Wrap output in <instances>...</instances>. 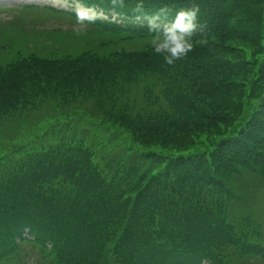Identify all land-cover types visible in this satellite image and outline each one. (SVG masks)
Returning <instances> with one entry per match:
<instances>
[{
  "label": "trees",
  "instance_id": "1",
  "mask_svg": "<svg viewBox=\"0 0 264 264\" xmlns=\"http://www.w3.org/2000/svg\"><path fill=\"white\" fill-rule=\"evenodd\" d=\"M76 4L97 16L80 24L117 43L61 56L34 45L0 66V128L20 113L48 124L0 154V264L24 248L42 264L264 258L235 232L264 185V0ZM193 7L192 50L168 65L149 21Z\"/></svg>",
  "mask_w": 264,
  "mask_h": 264
},
{
  "label": "rangeland",
  "instance_id": "2",
  "mask_svg": "<svg viewBox=\"0 0 264 264\" xmlns=\"http://www.w3.org/2000/svg\"><path fill=\"white\" fill-rule=\"evenodd\" d=\"M77 9L90 12V9H83L79 5L73 9L68 8L66 0H0V66L22 58L20 52L32 49L34 45L37 48L35 53L61 56L62 51L68 48L79 50L84 45L85 48L92 46L90 49L96 50L103 43L109 48L113 42L117 43V37L101 29L80 24L67 16L71 12L76 13ZM135 43L137 47L143 46L138 41L120 40L117 46L130 49ZM59 112H56L57 116ZM33 114L26 115V119L20 120L24 117L20 113L17 115L20 119L5 123L0 128V154L12 145L9 140L16 142L14 144L16 146L21 145L34 134L39 136L48 129L44 118L51 117L50 111H47L46 117L42 119L43 126L36 124L40 118H36ZM98 138L103 139V137ZM53 141L54 137L49 136L40 143L51 144ZM38 142L39 139H36L32 143L38 144ZM256 195L255 199L246 206L247 212L242 215L243 222H240L242 226L235 230L240 246L251 244L264 247V185L258 189ZM233 210L240 211L239 208ZM23 250L26 252L22 251L20 262L16 264H42L35 252L27 248ZM234 256L232 254L230 257V264H264V258L252 256L249 258L237 254L236 259ZM35 258L38 259L37 263Z\"/></svg>",
  "mask_w": 264,
  "mask_h": 264
},
{
  "label": "clouds",
  "instance_id": "3",
  "mask_svg": "<svg viewBox=\"0 0 264 264\" xmlns=\"http://www.w3.org/2000/svg\"><path fill=\"white\" fill-rule=\"evenodd\" d=\"M163 12V10H161ZM78 23L92 22L97 16L95 12L76 10ZM160 17L154 16L149 21V30L153 33L151 47L154 54L160 55L165 63L172 65L174 61L184 57L192 50V35L197 28V9H179L171 20L159 22Z\"/></svg>",
  "mask_w": 264,
  "mask_h": 264
}]
</instances>
